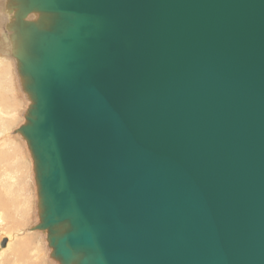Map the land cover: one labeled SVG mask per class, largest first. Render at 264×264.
Wrapping results in <instances>:
<instances>
[{
  "label": "water",
  "instance_id": "water-1",
  "mask_svg": "<svg viewBox=\"0 0 264 264\" xmlns=\"http://www.w3.org/2000/svg\"><path fill=\"white\" fill-rule=\"evenodd\" d=\"M5 2L50 257L264 264V0Z\"/></svg>",
  "mask_w": 264,
  "mask_h": 264
},
{
  "label": "rangeland",
  "instance_id": "rangeland-1",
  "mask_svg": "<svg viewBox=\"0 0 264 264\" xmlns=\"http://www.w3.org/2000/svg\"><path fill=\"white\" fill-rule=\"evenodd\" d=\"M3 7H5L3 12L6 15V6ZM4 66L10 67L11 71L8 78L2 77H5L2 80L6 85L13 81L17 72L16 62L2 55L0 56V67ZM24 97L21 98L22 104L14 105L16 109H20V114L15 113L17 111L13 112L11 117H7L6 122L0 117V138L6 134L4 143L6 150L9 151L10 156L8 157L12 160L0 156V196L4 198L3 204L6 203L4 206L6 208L0 207V235L2 239L12 240L9 247L7 245L8 248H0V264H57L50 258L49 247L43 232L31 230L38 222L32 162L30 164V155L24 146L25 142L14 133L24 122L23 116L28 105ZM9 109L13 110L12 107L5 108L7 111H10ZM41 238L44 239V245ZM37 244L40 245L39 252L35 251Z\"/></svg>",
  "mask_w": 264,
  "mask_h": 264
},
{
  "label": "bare ground",
  "instance_id": "bare-ground-1",
  "mask_svg": "<svg viewBox=\"0 0 264 264\" xmlns=\"http://www.w3.org/2000/svg\"><path fill=\"white\" fill-rule=\"evenodd\" d=\"M5 0H0V56H2V55H4V57H9V58H11L12 60H14L12 57H11V54H10V46H11V43H10V40H9V37H8V35H9V32L10 31H8L7 30V23H8V17L6 16V15H4L5 13L3 12V8H5V7H3V6H6L5 5ZM14 62H15V60H14ZM7 68V69H6ZM10 67H8V66H4V67H0V81H1V86H0V108L2 109V110H0V117H2L3 118V121L4 122H6L7 121V117H11L10 115L13 113V112H15V111H17V112H15V113H19L20 114V109L18 110V109H16L17 107H15V106H17V105H19V104H22V100H21V98L22 97H24V95L22 96V89H21V85H20V82H19V76H18V74H17V72H16V74L14 75V77H13V81L12 82H9V83H6V85L4 84V82H3V80L2 79H4L5 77L6 78H8L9 77V74L11 73V71H10V69H9ZM3 76H5L4 78H2ZM21 89V90H20ZM5 90V91H4ZM7 92V93H6ZM24 94V93H23ZM24 98H26V97H24ZM15 103V104H14ZM29 104V103H28ZM15 105V106H14ZM6 107H12L13 108V110H10V111H7V110H5V108ZM14 107H15V109H14ZM27 107H28V105H27ZM27 110V109H26ZM26 112V111H25ZM24 112V113H25ZM15 118H17V117H15ZM14 119V118H13ZM15 133V132H14ZM15 134H17L19 137H21L18 133H15ZM3 135V134H2ZM6 136V134H4L3 136H2V138H0V156H2L3 158H7L8 160H11L10 159V157H8V156H10V155H8V152L9 151H7L6 149V145H5V143H4V137ZM22 139V138H21ZM23 140V139H22ZM3 141V142H2ZM25 142V141H24ZM25 147H26V149H27V151H28V153H29V149H28V147H27V144L25 143V145H24ZM2 147V148H1ZM4 147V148H3ZM2 151V152H1ZM25 152V154H26V151H24ZM16 154L15 155H17V152H15ZM20 155V154H19ZM29 155H30V153H29ZM18 157V156H17ZM20 157V156H19ZM30 157V164H31V162H32V159H31V156H29ZM12 159H14V158H12ZM12 161V160H11ZM14 162V161H13ZM12 164V163H11ZM32 168H33V162H32ZM36 187V186H35ZM36 198H37V195H36ZM4 198L2 197V196H0V207L1 208H6V207H4L5 205H6V203H4L3 204V202H4V200H3ZM36 203H37V201H36ZM36 211H37V204H36ZM7 212V211H6ZM38 223V222H37ZM35 231H37V230H35ZM39 232H41V231H39ZM42 233V232H41ZM43 234L46 236V238H45V240L47 241V234L46 233H44L43 232ZM3 235V234H2ZM6 236V235H5ZM7 237V236H6ZM11 239L10 240H8V238H4V239H2V237H1V235H0V248H5V247H7V245H8V247H9V245L11 244ZM41 242L43 243V245H44V239L43 238H41ZM47 244H48V242H47ZM7 247V248H8ZM48 247H49V245H48ZM39 248H40V245L39 244H37L36 245V248H35V251H37V252H39ZM3 251V250H2ZM5 251V250H4ZM49 251L51 252V250H50V248H49ZM36 255V254H35ZM50 255V254H49ZM51 258V257H50ZM15 260H17V259H15ZM51 260H53L52 258H51ZM54 261V260H53ZM55 262V261H54ZM58 264V263H57Z\"/></svg>",
  "mask_w": 264,
  "mask_h": 264
}]
</instances>
